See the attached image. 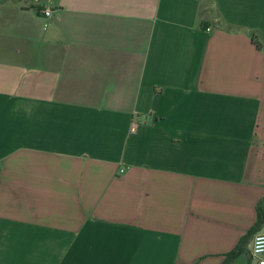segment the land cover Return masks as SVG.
<instances>
[{
  "label": "crops",
  "instance_id": "obj_1",
  "mask_svg": "<svg viewBox=\"0 0 264 264\" xmlns=\"http://www.w3.org/2000/svg\"><path fill=\"white\" fill-rule=\"evenodd\" d=\"M263 197L264 0H0V264H222Z\"/></svg>",
  "mask_w": 264,
  "mask_h": 264
},
{
  "label": "trees",
  "instance_id": "obj_2",
  "mask_svg": "<svg viewBox=\"0 0 264 264\" xmlns=\"http://www.w3.org/2000/svg\"><path fill=\"white\" fill-rule=\"evenodd\" d=\"M261 35L260 33H253L252 34V41L256 44V46L259 49L263 48V43L260 40ZM264 223V197L258 202L257 204V221L254 224V226L248 231L246 235L242 237L236 248L229 253H227V256L222 264H230L231 261L236 258L242 251V243L245 237L256 231L262 224Z\"/></svg>",
  "mask_w": 264,
  "mask_h": 264
},
{
  "label": "built area",
  "instance_id": "obj_3",
  "mask_svg": "<svg viewBox=\"0 0 264 264\" xmlns=\"http://www.w3.org/2000/svg\"><path fill=\"white\" fill-rule=\"evenodd\" d=\"M42 13L45 17H49L52 14L50 8L42 9ZM124 169H121L123 172ZM252 254L257 257L259 264H264V232L255 234L252 244Z\"/></svg>",
  "mask_w": 264,
  "mask_h": 264
}]
</instances>
